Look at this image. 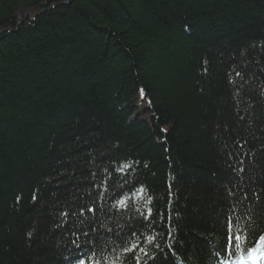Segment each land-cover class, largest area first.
Segmentation results:
<instances>
[{
    "label": "trees",
    "instance_id": "1",
    "mask_svg": "<svg viewBox=\"0 0 264 264\" xmlns=\"http://www.w3.org/2000/svg\"><path fill=\"white\" fill-rule=\"evenodd\" d=\"M261 235L264 0H0V264H232Z\"/></svg>",
    "mask_w": 264,
    "mask_h": 264
},
{
    "label": "snow or ice",
    "instance_id": "2",
    "mask_svg": "<svg viewBox=\"0 0 264 264\" xmlns=\"http://www.w3.org/2000/svg\"><path fill=\"white\" fill-rule=\"evenodd\" d=\"M239 75V73H238ZM144 92L143 90H141V96L143 97ZM124 167H127V165H125ZM141 191H143V189H141ZM35 199V197H34ZM126 206V202L125 200H120L117 202V207H124ZM88 211H94L93 209H88ZM152 215V209L149 208L147 211V215L144 216V219L147 220L150 216ZM227 224V239L226 241H223L224 244L227 245V249L226 250H235V249H239L241 247V235L239 234V231L236 228V224L234 221H232L231 219H229L228 221H226ZM85 235H87V233H85ZM132 235H136V233H132ZM154 237L149 236L147 238V241L149 243H151L153 241ZM260 242H264V235H261L257 241V244H259ZM137 248V244H132L130 247L124 248L123 251L124 252H131L133 250H135ZM139 251L141 253H144L145 255H147V253L145 252V250L143 248H140ZM163 251V250H161ZM248 256L250 259L254 260V261H259L260 259L264 258V252L260 253L259 255H257V249L255 247H250L248 249ZM152 261L155 262L156 260V256H152L151 257ZM80 264H85V262L83 260L80 261ZM97 264H99V262H97ZM137 264H140L139 259L137 258Z\"/></svg>",
    "mask_w": 264,
    "mask_h": 264
}]
</instances>
